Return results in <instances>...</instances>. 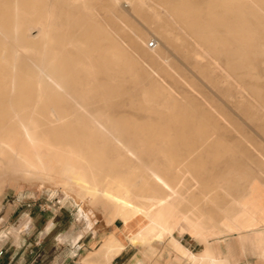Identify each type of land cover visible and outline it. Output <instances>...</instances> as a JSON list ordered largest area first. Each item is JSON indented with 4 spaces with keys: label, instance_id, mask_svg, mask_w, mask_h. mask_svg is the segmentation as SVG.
Segmentation results:
<instances>
[{
    "label": "bare ground",
    "instance_id": "obj_1",
    "mask_svg": "<svg viewBox=\"0 0 264 264\" xmlns=\"http://www.w3.org/2000/svg\"><path fill=\"white\" fill-rule=\"evenodd\" d=\"M74 5L85 8L80 11L82 15L70 9ZM196 5L189 0H0V176L9 173L49 178L63 187L85 191L90 203L105 211L106 203L111 205L112 218L106 221L119 219L121 227L108 232L98 247L82 258L83 263L106 264L129 243L141 245L149 256L170 247L175 258L188 264H241L238 259L246 253L248 230L256 237V253L264 257V227H252L255 214L251 206L233 200L231 206L214 212L221 214L216 221L212 214L203 212L196 200V186H192L191 198L184 195L187 174L196 185L203 178L199 173H205L201 170L206 167L203 156L217 160L227 150L207 138L219 134L217 121L210 120L212 112L188 106L164 82L165 77L175 78L167 56L163 57L164 63L158 61V41L153 48L148 45V50L142 49L140 44L145 43L146 34L127 24L133 14L150 7L162 26L182 24L183 29L195 28L193 15L201 11L215 16L212 7L220 5L234 14L233 37L245 40L254 36L246 15L260 11L248 8L258 7L257 0H218L217 4L212 0L202 8ZM160 12L165 18L160 17ZM65 18L71 19L74 29H88L90 38L97 34L109 38L108 47L75 40L74 30L68 33L59 27ZM33 29L35 35L31 34ZM67 37L70 39L65 42ZM6 39L14 40L28 52L20 55L17 46L5 45ZM247 45L242 41L219 47L222 53H258L244 49ZM192 51L199 53V49ZM153 69L164 78L154 77ZM75 85L116 87L121 94H127L120 103H129L146 116L143 122L134 118L124 124L122 132L130 135L132 144L122 145L121 139L106 138L97 142L94 136L100 132L94 134L87 118L64 105L75 98L65 94L66 88ZM136 87L142 89L141 96L133 91ZM191 137L205 141L187 142ZM173 140L183 142L187 154L197 155L198 159L183 158L179 153L181 144ZM130 145L137 153H161L165 170L147 175L133 164L127 171L117 170L128 165V155L133 152ZM115 150L121 162L118 166L113 160H103L106 152ZM214 184L204 183L198 200L209 201L216 196L218 188ZM184 234L197 239L199 249L188 250L179 239Z\"/></svg>",
    "mask_w": 264,
    "mask_h": 264
},
{
    "label": "rangeland",
    "instance_id": "obj_2",
    "mask_svg": "<svg viewBox=\"0 0 264 264\" xmlns=\"http://www.w3.org/2000/svg\"><path fill=\"white\" fill-rule=\"evenodd\" d=\"M172 1L176 2L178 0ZM209 1L212 0H189V2L196 3L201 8ZM214 1L217 4L218 0ZM257 1L258 7L250 5L251 7L248 6V8L252 10L258 8L260 11L246 15L247 26L253 30L254 36L245 38V40L232 36L234 14L231 11L227 12L226 7L220 5L212 7L213 10L215 9L214 15L216 19H212L215 16L201 11L193 15L196 19L195 28L183 29L182 26L184 25L182 24L169 25V27L162 26V22L154 18L150 7H143L142 9L145 13L133 14V17L127 20L128 25L134 29L139 28L146 34V44H140L142 49L148 50L147 46L151 41L154 42V45L158 41L160 51L158 61L164 63L163 57L167 56L171 63L169 70L175 79L164 78L156 69L152 70V75L156 78H164V82L168 83L175 91L174 94L185 99L189 104L188 106L195 107L200 112L210 110L213 114L210 120L212 123L217 121L219 134L208 136L207 138H211L209 141L221 143L227 150L224 156L217 160L203 156L206 161V167L201 170L205 171V173L199 172L200 177L203 178L199 179L200 183L196 185L190 174H187L186 183L184 184L187 190L185 189L184 195L187 199L191 198L192 188L196 186L194 190L196 200L200 203L203 212L212 214L216 221L221 218V214L215 213L222 208L231 206L233 200L242 202L246 206H251L255 214L253 228L264 227V65H262L264 64V46H262L264 45V0ZM197 5L194 7L197 8ZM69 7L73 11H77L79 15H82L85 10L80 5ZM100 12L101 14L103 13V11ZM159 15L165 18L163 12H160ZM69 20L71 19L65 18L64 23L61 22L59 27L68 31V33L74 30L72 37L75 40L81 44L84 41H91L99 47H108L109 38L103 37L102 34H97L90 38L88 29H74ZM34 30H31L32 35L36 34V30ZM69 39L70 37L65 38V42ZM242 41H247L249 44L244 49L258 50V53L254 55L236 54L230 50L222 53V49L219 47L220 44H240ZM14 42L12 39H6L5 45L9 48L17 46L20 55L26 54L27 50L19 43ZM193 48L199 49V53L194 54ZM183 56H185V59ZM188 66L191 70L188 69ZM80 87L75 85L66 88L65 94L75 98L67 100L64 103L65 107L67 109H75L87 118L89 127L94 134L100 132L94 136L99 144L106 138L115 141L121 139L122 145H129L131 137L122 132L124 124L135 120L134 118H138L139 122H143L146 118L145 114L138 108L132 107L129 103L123 102L121 104L120 100L126 99L128 96L127 94H121L116 87L106 88L103 85H95L91 88ZM190 87L192 88L189 89ZM132 89H134L133 91L136 92L137 96H141V88ZM62 92L64 93V89H62ZM95 95L99 97L95 98ZM191 138L193 139H189L187 142L205 141L204 139H194L196 137ZM173 142L181 144L179 153L183 158L188 160L198 159L197 155L187 154L185 146L182 145L183 142L180 140H173ZM130 144L132 143L130 142ZM130 146H132L133 152L128 155V165L117 167V170L121 172L127 171L131 164L137 165L138 171L147 175L152 174L153 171L163 172L165 170L166 166L163 163L161 153H137L135 146ZM103 160H113L117 163V166L118 162L121 163L116 150L112 153L106 152ZM48 179H37L35 176L12 175L9 173L2 176L0 178V214L6 212L8 203L21 199L23 203L21 213L30 211L31 216L34 218V222L31 224L32 229H41L48 223L49 227H51L50 218L54 217V229L76 232L75 237L80 232L81 235L84 232L91 233L95 237L92 247H96L98 245L97 240L102 238L103 234L112 227L113 222L106 221L112 218L111 205L106 203L105 211L100 205H92L85 191L71 189L68 185L63 187L52 179ZM204 183L205 186H211L215 183L214 185L218 188L216 196H212L209 201L198 200L202 190L201 186ZM255 194L258 195V198L254 197ZM4 205L6 207H3ZM21 213L18 211L13 213L6 229L10 230L16 227V218ZM115 223L117 227H121V220L116 219ZM179 239L183 240L190 249L195 250L197 248L196 242L187 234H184ZM126 244L138 247L140 253L138 257L141 258L142 264H152L153 261H156L157 264H166L167 257L171 256L169 255L168 247H164L162 251L160 250L153 256H149L141 245ZM130 252L131 250L128 251L127 255ZM246 255L254 262L255 255L251 250H247ZM82 258L80 263H83ZM133 259H136V256H133ZM126 263L130 264L131 262L128 260Z\"/></svg>",
    "mask_w": 264,
    "mask_h": 264
},
{
    "label": "crops",
    "instance_id": "obj_3",
    "mask_svg": "<svg viewBox=\"0 0 264 264\" xmlns=\"http://www.w3.org/2000/svg\"><path fill=\"white\" fill-rule=\"evenodd\" d=\"M7 206L6 212L0 214V264H94L91 261L80 263V259L96 248L108 232L113 228H118L114 221L112 227L103 234L102 238L97 240L98 245L92 247L95 237L91 233L84 232L81 235V232L77 231L80 234L75 237L76 232L54 229V217L50 218L51 227L48 223L41 229H32L31 224H33L34 218L31 216L30 211L21 213L23 207L21 199L14 200L12 203H8ZM3 207H6V205ZM17 211L21 214L16 218V227L10 230L6 229L13 213ZM189 237L197 244L195 250L199 249L198 240ZM181 242L188 250H192L183 240ZM244 246L246 251H252L255 260L252 262L246 253H242L238 259L241 264H264V257L256 253V237L252 230L245 232ZM168 249L171 256L167 257L166 264H188L186 261L181 262L180 259L175 258V252L170 247ZM129 250L131 252L127 255ZM139 254L137 246L126 244L122 251L106 264H127L128 260H130V264H142L141 258L138 257ZM133 256H136V259H133ZM152 264L157 263L153 261Z\"/></svg>",
    "mask_w": 264,
    "mask_h": 264
},
{
    "label": "built area",
    "instance_id": "obj_4",
    "mask_svg": "<svg viewBox=\"0 0 264 264\" xmlns=\"http://www.w3.org/2000/svg\"><path fill=\"white\" fill-rule=\"evenodd\" d=\"M148 45H149L150 47H152V46H154V42L151 41ZM0 253H1V251H0Z\"/></svg>",
    "mask_w": 264,
    "mask_h": 264
}]
</instances>
